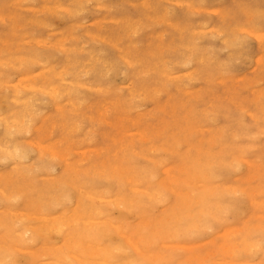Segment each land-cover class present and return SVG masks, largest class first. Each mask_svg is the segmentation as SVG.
Instances as JSON below:
<instances>
[{
    "label": "rangeland",
    "instance_id": "obj_1",
    "mask_svg": "<svg viewBox=\"0 0 264 264\" xmlns=\"http://www.w3.org/2000/svg\"><path fill=\"white\" fill-rule=\"evenodd\" d=\"M15 1L0 0V116H4L0 117V153L4 154H0V264H13V258L14 264H264V38L259 37H264V0ZM247 12L256 14L254 20ZM217 28L224 31L222 36ZM29 72L36 83L32 77L25 80ZM21 78L40 90H27ZM34 97L27 107L25 100ZM14 115L20 118L16 119L21 129L12 121ZM20 149L27 154L20 157ZM7 150L16 151L11 155ZM9 256L11 261H6Z\"/></svg>",
    "mask_w": 264,
    "mask_h": 264
},
{
    "label": "bare ground",
    "instance_id": "obj_2",
    "mask_svg": "<svg viewBox=\"0 0 264 264\" xmlns=\"http://www.w3.org/2000/svg\"><path fill=\"white\" fill-rule=\"evenodd\" d=\"M10 1L12 2L13 0H10ZM14 1H15V0H14ZM19 1H21L20 3H22V0H18V1H15V2H19ZM23 1H26V0H23ZM52 1H53V0H52ZM52 1H51V2H52ZM89 1H90V0H89ZM102 1H103V0H102ZM141 1H142V0H141ZM144 1H145V0H143L142 2H144ZM156 1H157V0H156ZM166 1H167V0H166ZM169 1H170V0H169ZM175 1H176V0H175ZM208 1H209V0H208ZM51 2H50V0H49V3H51ZM105 2H106V1H105ZM114 2H115V1H114ZM114 2H112V3H114ZM158 2H159V1H158ZM158 2H157V3H158ZM176 2H177V4H179V3H181L182 1H180V2H179V1H176ZM178 2H179V3H178ZM85 3H86V2H85ZM159 3H160V2H159ZM184 3H185V2H184ZM184 3H183V4H184ZM208 3H209V2H208ZM13 4H14V3H12V5H13ZM44 4H45V3H44ZM56 4H57V3H56ZM56 4H55V6H56ZM58 4H60V2H58ZM87 4H88V3H87ZM97 4H98V3H97ZM122 4H123V3H122ZM175 4H176V3H175ZM185 4H186V3H185ZM187 4H188V2H187ZM225 4H226V3H225ZM14 5H15V4H14ZM88 5H89V4H88ZM99 5H100V4H99ZM119 5H121V3H120ZM159 5H160V4H159ZM159 5H158V6H159ZM181 5H182V4H181ZM17 6H19V4H18ZM20 6H21V5H20ZM25 6L27 7V5H25ZM25 6H23V8H24ZM32 6L34 7V5H32ZM60 6H64V5H60ZM97 6H98V5H97ZM97 6H96V7H97ZM165 6H166V5H165ZM210 6H211V5H210ZM210 6H209V7H210ZM238 6H240V4H239ZM15 7H16V6H15ZM28 7H29V6H28ZM66 7H67V6H66ZM140 7H141V6H140ZM163 7H164V6H163ZM173 7H174V6H173ZM176 7H177V6H176ZM229 7H230V6H229ZM6 8H7V7H6ZM19 8H20V7H19ZM21 8H22V7H21ZM21 8H20V9H21ZM23 8H22V9H23ZM35 8H36V7H35ZM39 8H40V7H39ZM51 8H52V7H51ZM51 8H50V9H51ZM62 8H63V7H62ZM64 8H65V7H64ZM64 8H63L62 10H64ZM91 8H92V7H90V9H91ZM159 8H160V7H159ZM7 9H8V8H7ZM46 9H47V8H46ZM52 9H54V6H53ZM56 9H57V8H56ZM58 9H60V7H58ZM103 9H104V8H103ZM114 9H116V7H115ZM132 9H133V8H132ZM135 9H137V8H135ZM157 9H158V8H157ZM175 9H176V8H175ZM180 9L182 10V8H180ZM194 9H195V8H194ZM230 9H231V8H230ZM245 9H246V8H245ZM250 9H251V8H250ZM263 9H264V8H263ZM5 10H6V9H5ZM29 10H30V9H29ZM32 10H33V9H32ZM36 10H37V8H36ZM38 10H40V9H38ZM42 10H43V9H42ZM95 10H96V9H95ZM97 10H98V9H97ZM101 10H102V9H101ZM121 10H124V9H121ZM140 10H141V9H140ZM169 10H170V9H169ZM199 10H200V9H199ZM212 10H213V9H212ZM6 11H7V10H6ZM43 11H44V10H43ZM64 11H66V10H64ZM68 11H69V10H68ZM86 11H87V9H86ZM111 11H113V10H111ZM127 11H128V9H127ZM197 11H198V10H197ZM209 11H211V10H209ZM226 11H227V10H226ZM228 11H229V10H228ZM252 11L254 12L255 10H252ZM7 12H8V11H7ZM11 12H12V11H11ZM16 12H17V11H16ZM16 12H15V13H16ZM45 12H46V11H45ZM58 12H60V11H58ZM88 12H89V10H88ZM96 12H97V11H96ZM99 12H100V11H99ZM123 12H124V11H123ZM130 12H131V11L129 10V13H130ZM138 12H139V10H138ZM198 12H199V11H198ZM249 12H250V11H249ZM249 12H247V13H248V15L251 16V17L248 18V19H251V18H252V15H254L255 13L251 15L252 12H251L250 14H249ZM40 13H42V11H41ZM91 13H92V12H91ZM94 13H95V12H94ZM101 13H102V12H101ZM141 13H142V12H141ZM178 13H179V12H178ZM243 13H244V12H243ZM257 13H258V12H257ZM263 13H264V12H263ZM12 14H13V12H12ZM18 14H20V13H18ZM24 14H25V13H24ZM33 14H34V13H33ZM33 14H32V15H33ZM43 14H44V13H43ZM45 14H46V13H45ZM59 14H60V13H59ZM61 14H62V13H61ZM66 14H68V13H66ZM92 14H93V13H92ZM108 14H112V13H110V11H109ZM127 14H128V13H127ZM130 14H131V13H130ZM132 14H133V13H132ZM135 14H136V13H135ZM135 14H134V15H135ZM137 14H138V13H137ZM137 14H136V15H137ZM139 14H140V13H139ZM139 14H138V15H139ZM203 14H204V13H203ZM258 14H259V13H258ZM261 14H262V13H261ZM27 15L30 16L31 14H30V15L27 14ZM37 15H38V12H37ZM79 15H80V14H79ZM81 15H82V14H81ZM115 15H116V14H115ZM171 15H172V14H171ZM178 15H179V14H178ZM204 15H205V14H204ZM223 15L225 16V14H223ZM240 15H241V14H240ZM255 15H256V14H255ZM255 15H254V16H255ZM24 16H26V14H25ZM28 16H27V17H28ZM34 16H36V15H34ZM64 16H65V15H64ZM82 16H85V15H82ZM141 16H143V15H141ZM176 16H177V15H176ZM220 16H221V14H220ZM32 17H33V16H32ZM41 17H43V16H41ZM62 17H63V16H62ZM62 17H61V18H62ZM65 17H66V16H65ZM68 17H69V16H68ZM74 17H75V16H74ZM96 17H97V16H96ZM182 17H183V16H182ZM235 17H236V15H235ZM235 17H234V19H235ZM261 17H262V16H261ZM263 17H264V16H263ZM0 18H1V17H0ZM5 18H6V17H5ZM30 18H31V16L29 17V19H30ZM43 18H44V17H43ZM45 18H46V17H45ZM71 18H72V15H71ZM71 18H70V20H71ZM93 18H94V17H93ZM141 18H143V17H141ZM244 18H245V17H244ZM253 18H254V17H253ZM253 18H252V19H253ZM11 19H12V18H11ZM29 19H28V20H29ZM82 19H83V18H82ZM82 19H81V20H82ZM94 19H95V18H94ZM118 19H119V18H118ZM205 19H206V18H205ZM222 19H223V18H222ZM232 19H233V18H232ZM241 19H243V18H241ZM257 19H259V18H257ZM1 20H2V18H1ZM16 20H17V19H16ZM16 20H15V21H16ZM42 20H43V19H42ZM45 20H46V19H45ZM75 20H76V19H75ZM97 20H98V19H97ZM103 20H104V19H103ZM116 20H117V19H116ZM238 20H239V19H238ZM246 20H247V18H246ZM253 20H254V19H253ZM255 20H256V19H255ZM3 21H4V20H3ZM12 21H13V19H12ZM12 21H11V23H12ZM84 21H86V20H84ZM94 21H95V20H94ZM136 21H137V20H136ZM136 21H134V22H136ZM235 21H237V20H234V22H235ZM258 21H259V20H258ZM16 22H17V21H16ZM40 22H41V20H40ZM132 22H133V21H132ZM232 22H233V21H232ZM247 22L249 23V21H247ZM17 23H18V22H17ZM20 23H21V22H20ZM47 23H48V22H47ZM91 23H93V22L91 21ZM103 23H104V22H103ZM106 23H107V22H106ZM109 23H110V22H108V24H109ZM237 23H238V22H237ZM256 23H257V22H256ZM86 24H87V22H86ZM104 24H105V23H104ZM6 25H7V24H6ZM49 25H50V23H48V26H49ZM87 25H88V24H87ZM102 25H103V24H102ZM109 25H110V24H109ZM109 25H106V26H109ZM162 25H163V24H162ZM198 25H199V24H198ZM198 25H197V26H198ZM219 25H220V24H219ZM242 25H243V24H242ZM16 26H17V25H16ZM18 26L21 27L22 25H21V26L18 25ZM18 26H17V27H18ZM89 26H90V25H89ZM103 26H104V25H103ZM206 26H207V25H206ZM258 26H259V25H258ZM7 27H8V26H7ZM22 27H23V26H22ZM29 27H30V26H29ZM33 27H34V26H33ZM45 27H46V26H45ZM45 27H44V28H45ZM79 27H80V26H79ZM90 27H91V26H90ZM94 27H95V26H94ZM110 27H111V26H110ZM113 27H115V26H113ZM113 27H112V28H113ZM123 27H124V26H123ZM201 27H202V26H201ZM212 27H213V26H212ZM248 27H249V26H248ZM255 27L257 28V26H255ZM260 27H261V26H260ZM8 28H10V27H8ZM15 28H16V27H15ZM49 28H50V26H49ZM82 28H83V27H82ZM252 28H253V27H252ZM10 29H11V28H10ZM18 29H19V28H18ZM18 29H17V30H18ZM37 29H38V28H37ZM50 29H52V28H50ZM77 29H78V28H77ZM102 29H104V28H102ZM129 29H130V28H129ZM132 29H133V28H132ZM155 29H157V28H155ZM176 29H177V28H176ZM202 29H203V28H202ZM209 29H210V28H209ZM213 29H215V27H214ZM217 29H218V28H217ZM232 29H233V27H232ZM7 30H8V29H7ZM80 30H81V29H80ZM95 30H96V27H95ZM99 30H101V29H99ZM108 30H109V29H108ZM110 30H111V29H110ZM228 30H229V29H228ZM243 30H244V29H243ZM249 30H250V29H249ZM27 31H28V30H27ZM52 31L54 32L53 29H52ZM55 31H56V30H55ZM74 31H75V30H74ZM104 31H105V30H104ZM104 31H103V32H104ZM145 31H146V30H145ZM145 31H144V32H145ZM147 31H148V30H147ZM200 31H201V29H200ZM209 31H211V30H209ZM215 31H216V30H215ZM221 31H223V30H221ZM221 31L219 32V29H218L219 35L221 34ZM238 31H239V30H238ZM247 31H248V30H247ZM250 31H251V30H250ZM252 31H253V30H252ZM2 32H3V31H2ZM6 32H7V31H6ZM11 32H12V31H11ZM19 32H20V31H19ZM21 32H22V31H21ZM24 32H25V30H24ZM29 32H30V31H29ZM29 32H27V33H29ZM71 32H72V31H71ZM101 32H102V31H101ZM101 32H100V34H101ZM109 32H110V31H109ZM135 32H136V31H135ZM198 32H199V31H198ZM211 32H212V31H211ZM218 32H217V33H218ZM255 32H256V31H255ZM25 33H26V32H25ZM30 33H31V32H30ZM74 33H75V32H74ZM85 33H87V32H85ZM129 33H130V31L128 32V34H129ZM141 33H142V32H141ZM194 33H196V32L194 31ZM200 33H203V32L201 31ZM200 33H199V34H200ZM205 33H206V32H205ZM223 33H224V31H223ZM236 33H237V32H236ZM253 33H254V32H253ZM260 33L262 34V31H260ZM5 34H6V33H5ZM23 34H24V33H23ZM31 34H32V33H31ZM36 34H37V33H36ZM58 34H59V33H58ZM58 34H57V35H58ZM91 34H92V33H91ZM93 34L95 35V33H93ZM102 34H103V33H102ZM199 34H198V35H199ZM254 34H255V33H254ZM256 34H257V32H256ZM38 35H39V34H38ZM47 35H48V34H47ZM55 35H56V34H55ZM87 35H88V34H87ZM94 35H93V36H94ZM108 35H109V34H108ZM115 35H116V33H115ZM115 35H114V36H115ZM186 35H187V34H186ZM190 35H191V34H190ZM198 35H197V36H198ZM211 35H212V34H211ZM224 35H225V34H224ZM233 35H234V34H233ZM235 35H236V34H235ZM258 35H260L259 32H258ZM258 35H257V36H258ZM0 36H1V35H0ZM10 36H11V35H10ZM10 36H9V37H10ZM12 36H13V35H12ZM15 36H16V35H15ZM28 36H30V35H28ZM35 36H36V35H35ZM41 36H42V35H41ZM93 36H92V37H93ZM142 36H145V34L142 35ZM191 36H192V35H191ZM220 36H222V35H220ZM37 37H38V36H37ZM98 37H99V36H98ZM102 37H103V36H102ZM102 37L100 38L101 40H103ZM125 37H126V36H125ZM167 37H169V36H167ZM214 37H215V36H214ZM226 37H227V36H226ZM242 37H244V35H243ZM259 37H260L261 39L264 38L263 36H259ZM14 38H15V37H14ZM27 38H28V37H27ZM59 38H60V37H59ZM59 38H58V39H59ZM79 38H80V36H79ZM89 38H90V37H89ZM93 38H94V37H93ZM107 38H108V37H107ZM192 38H194V36H193ZM195 38H196V37H195ZM201 38H202V37H201ZM227 38H228V37H227ZM237 38H239V36L235 38L236 40H235L234 38H233V39H234L235 41H237ZM256 38H257V37H256ZM260 38H259V39H260ZM39 39H40V41L42 40L41 38H37L36 40H39ZM45 39L48 40L47 38H45ZM62 39H63V38H62ZM64 39H65V37H64ZM87 39H88V38H87ZM121 39H122V38H121ZM124 39H125V38H124ZM131 39H132V38H131ZM166 39H167V38H166ZM224 39H225V37H224ZM243 39H244V38H243ZM261 39H260V41H261ZM27 40H28V39H27ZM34 40H35V39H34ZM34 40H33V41H34ZM36 40H35V41H36ZM68 40H69V39H67V41H68ZM70 40H71V39H70ZM70 40H69V41H70ZM72 40H73V39H72ZM72 40H71V42H72ZM80 40H81V39H80ZM138 40H139V39H138ZM191 40H192V39H191ZM215 40H216V39H215ZM219 40H220V39H219ZM230 40H231V39H230ZM230 40H229V41H230ZM234 40H232V41L234 42ZM239 40H240V38H239ZM24 41H26V40H24ZM98 41H99V40H98ZM98 41L95 40L96 43H98ZM144 41H145V40H144ZM260 41L258 40V42H260ZM36 42H37V41H36ZM41 42H42V43H44V42L46 43V41H44V40L41 41ZM41 42H40V43H41ZM55 42H56V41H55ZM71 42H70V44H71ZM78 42H79V40H78ZM86 42H87V41H86ZM88 42H89V41H88ZM91 42H93V41H91ZM99 42H100V41H99ZM123 42H124V41H123ZM197 42H198V40H197ZM233 42H231V43H233ZM247 42H248V41H247ZM262 42H263V40H262ZM25 43H27V42H25ZM37 43H38V42H37ZM45 43H44V44H45ZM47 43L50 44L49 42H47ZM47 43H46L45 45H47ZM104 43H105V42H104ZM106 43H107V42H106ZM118 43H119V42H118ZM126 43H127V42H126ZM126 43H125V44H126ZM240 43H241V42H240ZM8 44H10V43H8ZM52 44H53V43H52ZM63 44H64V43H63ZM72 44H73V43H72ZM77 44H80V43H77ZM83 44H84V43H83ZM86 44H88V43H86ZM98 44H99V43H98ZM101 44H102V43H101ZM122 44H123V43H122ZM141 44H142V43H141ZM1 45H3V44H1ZM4 45H5V44H4ZM24 45H25V44H24ZM38 45H39V43H38ZM55 45H56V44H55ZM58 45H60V44H58ZM58 45H57V46H58ZM81 45H82V44H81ZM119 45H120V44H119ZM133 45H134V44H133ZM146 45H147V44H146ZM226 45H228V44H226ZM234 45H235V43H234ZM234 45H232V46H234ZM259 45H260V44H259ZM263 45H264V44H263ZM263 45H262V46H263ZM28 46H30V45H28ZM47 46H48V45H47ZM57 46H56V47H57ZM84 46H85V44H84ZM111 46H112V45H111ZM111 46H110V47H111ZM125 46H126V45H125ZM127 46H129V45H127ZM131 46H132V44H131ZM178 46H179V45H178ZM180 46H181V45H180ZM240 46H241V45H240ZM100 47H102V46H100ZM144 47H146V46H144ZM147 47H148V46H147ZM236 47H237V46H236ZM238 47H239V46H238ZM263 47H264V46H263ZM22 48H23V47H22ZM35 48H36V47H35ZM60 48H62V46H61ZM126 48H127V47H126ZM153 48H154V47H153ZM179 48H180V47H179ZM179 48H178V49H179ZM181 48H184V47H181ZM12 49H13V48H12ZM26 49H27V48H26ZM43 49H44V47H43ZM66 49H67V48H66ZM100 49H101V48H100ZM124 49H125V48H124ZM139 49H140V48H139ZM142 49H143V48H142ZM154 49H155V48H154ZM188 49H189V48H188ZM262 49H263V48H262ZM28 50H29V49H28ZM28 50H27V51H28ZM38 50H39V49L37 48L36 51H38ZM44 50H45V49H44ZM58 50H59V49H58ZM117 50H118V49H117ZM180 50H182V49H180ZM21 51H22V53H23V49H21ZM48 51H50V50H48ZM48 51H47V52H48ZM76 51H77V50H76ZM76 51H75V52H76ZM102 51H103V50H102ZM118 51H119V50H118ZM5 52H6V51H5ZM16 52H17V51H16ZM18 52H19V51H18ZM40 52H41V48H40V50H39V53H40ZM53 52H54V51H53ZM56 52H57V51H56ZM56 52H55V54H56ZM71 52H72V51H71ZM75 52H74V53H75ZM83 52H84V51H83ZM85 52H86V51H85ZM96 52L98 53L99 50L96 51ZM105 52H106V51H105ZM171 52H172V51H171ZM174 52H175V51H174ZM182 52H183V51H182ZM241 52H242V51H241ZM9 53H10V52H9ZM13 53H15V52L13 51ZM37 53H38V52H37ZM41 53H42V52H41ZM43 53H44V52H43ZM43 53H42V54H43ZM60 53H62L61 50H60ZM69 53H70V52H69ZM78 53H81V52H78ZM97 53H96V54H97ZM141 53H142V52H141ZM5 54L8 55V53H5ZM17 54H18V53H17ZM57 54H58V53H57ZM65 54H67V53H65ZM182 54H183V56H184V53H182ZM188 54H189V53H188ZM192 54H194V53H192ZM216 54H217V53H216ZM230 54H231V52H230ZM240 54H241V53H240ZM263 54H264V53H261V55H263ZM1 55H2V51H1L0 56H1ZM7 55H6V56H7ZM37 55H38V54H37ZM69 55H70V54H69ZM88 55H90V54L88 53ZM93 55H94V54H93ZM104 55H105V54H104ZM117 55H118V54H117ZM206 55H207V54H206ZM209 55H210V54H209ZM211 55H212V54H211ZM238 55H239V54H238ZM258 55L260 56V53H259ZM44 56H46V55H44ZM50 56H51V54H50ZM50 56H49V57H50ZM56 56H57V55H56ZM66 56H67V55H66ZM94 56H95V55H94ZM102 56H103V55H101V57H102ZM119 56H120V55H119ZM122 56H123V55H122ZM148 56H149V55H148ZM158 56L161 57L160 55H158ZM165 56H166V55H165ZM175 56H176V55H175ZM188 56H189V55H188ZM188 56H187V57H188ZM217 56H218V55H217ZM1 57H2V56H1ZM19 57H20V56H19ZM37 57H38V56H37ZM70 57H71V56H70ZM74 57H75V56H74ZM99 57H100V56H99ZM123 57H124V56H123ZM123 57H122V58H123ZM125 57H126V56H125ZM145 57H146V55H145ZM152 57H153V56H152ZM155 57H156V56H155ZM159 57H158V58H159ZM168 57H169V56H168ZM189 57H190V56H189ZM209 57H211V56H209ZM23 58H25V56H24ZM38 58H39V57H38ZM61 58H62V57H61ZM63 58H64V57H63ZM89 58H90V56H89ZM106 58H107V56H106ZM106 58H105V59H106ZM115 58H116V57H115ZM174 58H175V57H174ZM174 58H173V59H174ZM185 58H186V57H185ZM202 58H203V56H202ZM52 59H53V58H51L50 60H52ZM70 59H71V58H70ZM77 59H78V58H77ZM92 59L94 60V58H92ZM92 59H91V61H93ZM107 59H108V58H107ZM159 59H160V58H159ZM170 59H171V58H170ZM170 59H167V60H170ZM186 59H187V58H186ZM260 59L262 60V58H260ZM263 59H264V58H263ZM1 60H2V59H1ZM72 60H74V59L72 58ZM79 60H80V58H79ZM85 60H86V59H85ZM87 60H88V58H87ZM87 60H86V61H87ZM126 60H128V58H127ZM187 60H188V59H187ZM192 60H193V59H192ZM201 60H202V59H201ZM207 60H208V59H207ZM209 60H210V59H209ZM37 61H38V60H37ZM74 61H75V60H74ZM114 61H115V60H114ZM114 61H113V62H114ZM145 61H147V59H146ZM175 61L177 62V60H175ZM199 61H200V60H199ZM219 61H220V60H219ZM256 61H257V60H256ZM16 62H17V61H16ZM28 62H29V61H28ZM38 62H39V61H38ZM45 62H46V61H45ZM47 62H48V61H47ZM64 62H65V61H64ZM94 62H97V61H94ZM98 62H99V61H98ZM109 62H110V61H109ZM109 62H108V60H107L106 63H109ZM150 62H151V61H150ZM153 62H154V61H153ZM182 62H183V61H182ZM189 62H190V61H189ZM257 62H259V60H258ZM31 63H32V62H31ZM33 63H35V62H33ZM54 63H55V62H54ZM75 63H76V62H75ZM88 63H90V62H88ZM91 63H92V62H91ZM126 63H128V62H126ZM154 63H155V62H154ZM158 63H159V62H158ZM202 63H203V62H202ZM207 63H208V62H207ZM232 63H233V61H232ZM262 63H263V62H262ZM262 63H260V64H262ZM10 64H11V63H10ZM72 64H74L73 61H72L71 65H72ZM76 64H77V63H76ZM76 64H74L75 67H76ZM81 64H82V63H81ZM84 64H85V63H84ZM92 64H94V63H92ZM104 64H105V63H104ZM112 64H113V63H112ZM112 64H111V65H112ZM118 64H119V63H118ZM122 64H123V63H122ZM165 64H166V63H165ZM186 64H187V63H186ZM192 64H193V63H192ZM226 64H227V63H226ZM21 65H24V64H20V66H21ZM44 65H46V64H44ZM44 65H43V66H44ZM48 65H49V64H48ZM50 65H51V64H50ZM56 65H57V64H56ZM71 65H70V66H71ZM82 65H83V64H82ZM82 65H80V62H79V65H78V66L81 67ZM87 65H88V64H87ZM113 65H114V64H113ZM176 65H177V63H176ZM176 65H175V66H176ZM200 65H201V64H200ZM230 65H231V64H230ZM263 65H264V64H263ZM3 66L6 67L5 65H3ZM66 66H67V65H66ZM106 66H107V65H106ZM108 66H109V65H108ZM155 66H157V65H155ZM219 66H220V65H219ZM226 66H227V65H226ZM226 66H225V67H226ZM7 67H8V66H7ZM23 67H24V66H23ZM56 67H57V66H56ZM62 67L64 68V64H63ZM90 67H91V66H90ZM93 67H94V66H93ZM114 67H115V66H114ZM158 67H160V64H159ZM164 67H165V66H164ZM184 67H185V66H184ZM1 68H2V67H1ZM1 68H0V69H1ZM25 68H27V67H25ZM47 68H49V66H48ZM47 68H46V69H47ZM65 68H66V67H65ZM65 68H64V69H65ZM69 68H70V67H68V69H69ZM85 68H86V67H85ZM87 68H88V67H87ZM94 68H95V67H94ZM103 68H104V67H103ZM167 68H169V67H167ZM171 68H172V67H171ZM202 68H203V67H202ZM219 68H220V67H219ZM262 68H264V67H262ZM2 69H3V68H2ZM5 69H6V68H5ZM5 69H4V70H5ZM18 69H20V68H18ZM40 69H41V68H40ZM46 69H45V70H46ZM57 69H58V68H57ZM88 69H89V68H88ZM105 69H106V68H105ZM109 69H110V66H109ZM133 69L135 70V68H133ZM175 69H176V68H175ZM189 69H191V68H189ZM221 69H222V68H221ZM45 70H43V71L45 72ZM54 70H55V68L53 69V71H52V70H49V69H48L47 71H50V72L52 71L51 73L56 72V71H54ZM59 70L61 71V69H59ZM59 70H58V71H59ZM66 70H67V69H66ZM77 70H78V69H77ZM77 70H75V73H76ZM80 70H81V68H80ZM91 70H92V67H91ZM163 70H165V69H163ZM168 70H169V69H168ZM1 71H2V70H1ZM1 71H0V72H1ZM6 71H7V70H6ZM60 71H59V72H60ZM63 71H64V70H63ZM82 71H84V70H81V72H82ZM86 71H87V70H86ZM86 71H85V72H86ZM95 71H96V70H95ZM106 71H107V70H106ZM159 71H160V70H159ZM186 71H187V70H186ZM223 71H224V70H223ZM230 71H231V70H230ZM7 72H8V71H7ZM25 72H28V71H25ZM38 72H39V70H38ZM38 72H37V74H38ZM44 72H43V75H44V74L48 75V73H44ZM66 72H67V71H66ZM66 72H65V74H66ZM71 72H72V71H71ZM81 72H79V73H81ZM85 72H84V73H85ZM180 72H181V71H180ZM189 72H190V71L188 70L187 73H189ZM194 72H195V71H194ZM29 73H30V72H29ZM29 73H27V76H26L27 78H28V77H29V78L32 77L31 73H30V74H29ZM39 73H40V72H39ZM61 73H62V72H61ZM61 73H60V74H61ZM67 73H69V72H67ZM105 73H106V72H105ZM158 73H159V72H158ZM160 73H161V72H160ZM183 73H184V72H183ZM185 73H186V72H185ZM220 73H221V72H220ZM1 74H2V73H1ZM4 74H6V73H4ZM28 74H29L30 76H28ZM34 74H35V73H34ZM34 74H33V75H34ZM58 74H59V73H57L56 76H61V75H63V73H62L61 75H58ZM81 74H82V73H81ZM161 74H162V73H161ZM175 74H176V73H175ZM190 74H192V73H190ZM25 75H26V73H25ZM43 75H42V77H43ZM76 75H77V73H76ZM76 75H75V76H76ZM104 75H106V74H104ZM173 75H174V74H173ZM22 76H24V75H22ZM35 76H36V74L34 75V77H35ZM81 76H82V75H81ZM102 76H103V75H102ZM133 76H134V75H133ZM146 76H147V75H146ZM148 76H149V75H148ZM177 76H178V75H177ZM6 77H7V76H6ZM18 77H19V76H18ZM20 77H21V76H20ZM20 77H19V78H20ZM26 77H25V78H26ZM38 77H40V76H38ZM54 77H55V75H54ZM152 77H153V76H152ZM180 77H181V75H180ZM180 77H179V78H180ZM212 77H213V76H212ZM232 77H233V76H232ZM238 77H239V76H238ZM2 78H3V77H2ZM2 78H1V79H2ZM7 78H8V77H7ZM19 78H18V79H19ZM25 78H24V79H25ZM29 78H28V79H25V80H30ZM35 78H36V77H35ZM44 78H46V76H45ZM44 78H43V79H44ZM49 78H50V81H51V77L48 76V79H49ZM60 78H61V77H60ZM60 78H59V79H60ZM62 78H63V76H62ZM137 78H138V77H137ZM147 78H149V77H147ZM155 78H156V77H155ZM191 78H192V77H191ZM235 78H236V77H235ZM9 79H10V77H9ZM18 79L16 80L17 82H19ZM22 79H23V78H21V80H22ZM24 79H23L22 81H24ZM71 79H72V78H71ZM157 79H158V78H157ZM159 79H160V78H159ZM181 79H182V77H181ZM183 79H184V78H183ZM206 79H207V78H206ZM223 79H224V78H223ZM225 79H226V78H225ZM237 79H238V78H237ZM263 79H264V78H263ZM11 80H12V79H11ZM32 80H35V83H36V79H34V78L32 77L31 81H32ZM60 80H61V79H60ZM64 80H65V79H64ZM72 80H75V79H72ZM76 80H77V82H78V78H77ZM133 80H134V79H133ZM1 81H2V80H1ZM44 81H45V79H44ZM50 81L47 80V82H50ZM58 81H59V80H58ZM58 81H57V82H58ZM68 81H69V80H68ZM80 81H81V80H80ZM129 81H130V80H129ZM131 81H132V80H131ZM154 81H155V79H154ZM214 81H216V80H214ZM227 81H228V80H227ZM8 82H9V81H7V82H5V83L3 82V83L8 85ZM24 82H26L25 85H27V82H29V81H24ZM57 82H55V83H57ZM69 82H71V81H69ZM134 82H136V81H134ZM134 82H133L132 84H134ZM137 82H138V81H137ZM146 82H147V81H146ZM152 82H153V80H152ZM157 82H158V81H157ZM3 83H2V84H3ZM9 83H10V82H9ZM11 83H12V82H11ZM19 83H20V82H19ZM30 83H31V82H30ZM32 83H33V82H32ZM59 83H60V82H59ZM71 83H72V82H71ZM78 83H79V82H78ZM78 83H75V82H74V85H75V84H78ZM81 83H82V82H81ZM129 83H130V82H129ZM153 83H154V82H153ZM4 84H3V85H4ZM28 84H29V83H28ZM40 84L43 85L42 82H41ZM46 84L48 85V83H45V85H46ZM60 84H61V83H60ZM253 84H254V83H253ZM7 85H6V86H7ZM9 85H10V84H9ZM12 85H14V83H13ZM17 85H18V83H17ZM55 85H56V84H53V86H55ZM58 85H59V84H58ZM78 85H80V86L82 87L83 84H78ZM85 85H86V84H85ZM174 85H175V84H174ZM178 85H179V84H178ZM180 85H181V84H180ZM1 86H2V85H1ZM1 86H0V87H1ZM4 86H5V85H4ZM22 86H23V88H24V85H22ZM37 86H38V85H37ZM37 86L34 85V83H33V84H30V85H27L28 88L25 86V88H27V90H29V89H31V90H35V91H36V90H40ZM43 86H44V85H43ZM43 86H42V87H43ZM98 86H99V85H98ZM98 86H97V87H98ZM136 86H137V85H136ZM171 86H172V85H171ZM248 86H250V85H248ZM9 87H10V86H9ZM19 87H20V86H19ZM51 87H52V86H49V88H51ZM58 87H60V86H57V88H56V86H55L56 89H58ZM78 87H79V86H78ZM81 87H80V88H81ZM85 87H86V86H85ZM178 87H179V86H178ZM186 87H187V86H185V88H186ZM3 88H4V87H3ZM11 88H12V87H11ZM15 88H17V87H16V82H15ZM20 88H21V87H20ZM44 88H45V87H44ZM47 88H48V87H47ZM52 88H54V87H52ZM52 88H51V89H52ZM86 88H88V87H86ZM90 88H91V87H90ZM92 88H93V87H92ZM94 88H95V87H94ZM170 88H171V87H170ZM185 88H184V89H185ZM4 89H5V88H4ZM18 89H19V88H18ZM67 89H69V88H67ZM78 89H79V88H78ZM202 89H203V88H202ZM202 89H201V90H202ZM13 90H14V87H13ZM15 90H16V89H15ZM20 90H21V89H20ZM20 90H19V91H20ZM22 90H24V89H22ZM47 90H48V89H46V91H47ZM94 90H95V89H94ZM187 90H189V89L187 88ZM41 91H42V88H41ZM59 91H61V90H59ZM98 91H99V90H98ZM126 91H127V90H126ZM172 91H173V90H172ZM1 92H2V91H1ZM17 92H18V91H16V93H17ZM36 92H37V91H36ZM44 92H45V89H44ZM44 92H43V93H44ZM49 92H51L50 89H49ZM49 92H48V93H49ZM54 92H55V89L52 91V93H54ZM57 92H58V91H57ZM57 92H56V93H57ZM100 92H101V91H100ZM128 92H129V91H128ZM187 92H191V90H190V91H187ZM187 92H186V93H187ZM16 93H15V94H16ZM45 93H46V92H45ZM62 93H63V92H62ZM64 93H66V92L64 91ZM112 93H113V91H112ZM112 93H111V94H112ZM115 93H116V92H115ZM136 93H137V92H136ZM142 93H143V92H142ZM198 93H199V92H198ZM13 94H14V91H13ZM17 94H18V93H17ZM29 94H30V93H29ZM31 94H32V93H31ZM102 94H103V93H102ZM119 94H120V93H119ZM130 94H131V93H130ZM137 94H138V93H137ZM140 94H141V93H140ZM161 94H162V93H161ZM163 94H164V93H163ZM166 94H167V93H166ZM168 94H169V93H168ZM261 94H264V92L261 93ZM103 95H104V94H103ZM103 95H102V97H103ZM109 95H110V94H109ZM117 95H118V94H117ZM16 96H17V95H16ZM16 96H14V98H15ZM106 96H107V95H106ZM226 96H227V95H226ZM28 97H29V96H28ZM50 97H51V96H50ZM114 97H115V96H114ZM114 97H110V98H114ZM128 97H129V96H128ZM9 98H10V97H9ZM51 98H52V97H51ZM100 98H101V97H99L98 100H100ZM106 98H107V97H106ZM115 98H116V97H115ZM118 98H119V97H118ZM131 98H132V97H131ZM159 98H160V97H159ZM183 98H184V97H183ZM259 98H260V97H259ZM1 99H2V98H1ZM12 99H13V98H12ZM12 99H9V100H12ZM20 99L22 100L21 97H20ZM30 99H31V98H30ZM30 99L25 100V101H26L25 104L27 105V107H29V106H31V105L33 104V102H34V100H35V97L32 98L31 100H30ZM69 99H71V98H69ZM148 99H149V98H148ZM179 99H180V98H179ZM185 99H186V98H185ZM2 100H3V99H2ZM2 100H1V101H2ZM21 100H19V99H18V100H14V99H13V101H16L17 104L20 103ZM85 100H86V98H85ZM98 100H97V102H98ZM122 100H123V102H124V99H122ZM125 100H126V99H125ZM149 100H151V99H149ZM177 100H178V99H177ZM241 100H242V99H241ZM75 101H76V100H74V101H72V102L75 103ZM83 101H84V100H83ZM117 101H118V100H117ZM127 101H129V100H127ZM130 101H131V100H130ZM188 101H189V100H188ZM37 102H38V101H37ZM62 102H65V101H62ZM66 102H67V101H66ZM66 102H65V103H66ZM95 102H96V101H95ZM108 102H109V101H108ZM125 102H126V101H125ZM160 102H161V101H160ZM164 102H165V101H164ZM182 102H183V101H182ZM204 102H205V101H204ZM74 103H73V104H74ZM98 103H99V102H98ZM114 103H115V102H114ZM121 103H122V102H121ZM121 103H120V104H121ZM137 103H138V102H137ZM139 103H140V102H139ZM183 103H184V102H183ZM263 103H264V102H263ZM117 104H118V103H117ZM117 104H116V105H117ZM133 104H134V103H133ZM154 104H155V103H154ZM165 104H166V103H165ZM61 105L63 106L62 103H61ZM76 105H79V104H76ZM91 105H92V104H91ZM110 105H111V104H110ZM110 105H109V106H110ZM127 105H128V104H127ZM127 105H126V106H127ZM130 105H131V103H130ZM190 105H191V104H190ZM241 105H242V104H241ZM57 106H59V105H57ZM57 106H55V108H56ZM98 106H99V105H98ZM98 106H97V107H98ZM122 106H125V105H122ZM141 106H142V105H141ZM160 106H161V105H160ZM184 106H185V105H184ZM188 106H189V105H188ZM188 106H187V107H188ZM76 107H77V106H76ZM114 107H115V106H114ZM133 107H134V106H133ZM153 107H154V106H153ZM165 107H166V106H165ZM24 108H25V107H24ZM72 108H73V107H72ZM89 108H90V107H89ZM91 108H92V107H91ZM104 108H105V107H104ZM116 108H117V107H116ZM119 108H120V106H119ZM125 108H126V107H125ZM135 108H139V107H135ZM196 108H198V107H196ZM247 108H248V107H247ZM18 109H19V108H18ZM60 109H61V108H60ZM60 109H57V110H60ZM63 109H64V108H63ZM73 109H74V108H73ZM120 109L122 110V107H121ZM120 109H119V110H120ZM141 109H142V108H141ZM160 109H161V108H160ZM188 109H189V108H188ZM245 109H246V108H245ZM22 110H23V109H22ZM25 110L27 111V108H25ZM29 110H30V109H29ZM31 110H32V109H31ZM33 110H34V109H33ZM91 110H92V109H91ZM97 110H98V109H97ZM119 110L117 109V111H119ZM139 110H140V109H139ZM262 110H263V109H262ZM13 111H14V114H15V110H13ZM16 111H17V110H16ZM61 111H62V109H61ZM78 111H79V110H78ZM78 111H77V112H78ZM103 111H104V109H103ZM109 111H110V110H109ZM114 111H115V110H114ZM154 111H155V110H154ZM244 111H245V110H244ZM255 111H256V110H255ZM21 112L23 113V111H20V113H21ZM27 112H28V111H27ZM30 112H31V116H32V114H34V113H33V111H30ZM36 112H37V111H36ZM73 112H74V111H73ZM115 112H116V111H115ZM158 112H159V111H158ZM8 113H9V112H8ZM62 113H63V112H62ZM86 113H87V112H86ZM86 113H85V114H86ZM97 113H98V112H97ZM105 113H106V111H105ZM107 113H108V111H107ZM109 113H110V112H109ZM119 113H120V112H119ZM207 113H208V112H207ZM5 114H6V113H4V115H5ZM10 114H11V113H10ZM10 114H9V115H10ZM12 114H13V113H12ZM24 114H25V113H23V115H24ZM26 114H28V113H26ZM94 114H95V113H94ZM99 114H100V113H99ZM114 114H115V113H114ZM117 114H118V113H117ZM117 114H116V115H117ZM124 114L127 115L126 112H125ZM124 114H123V115H124ZM128 114H129V113H128ZM147 114H148V113H147ZM194 114H196V113H194ZM254 114H255V113H254ZM254 114H253V115H254ZM16 115H17V114H16ZM16 115H14V117L12 116L14 120H13L11 117H10V119H12V121H14V123H16V127H19V126L17 125V123H20V121L18 122V120H19L20 118H19V117H16L17 119L19 118V119L17 120V119L15 118ZM20 115H22V114H20ZM20 115H19V116H20ZM23 115H22V117H23ZM29 115H30V113H29ZM96 115H97V114H96ZM96 115H95V116H96ZM101 115H102V114H101ZM129 115H130V114H129ZM144 115H146V114H144ZM187 115H189V114H187ZM191 115H192V114H191ZM253 115H252V116H253ZM2 116H3V115H1L0 117L2 118ZM5 116H8V115H5ZM25 116H27V115H25ZM66 116H68V115H66ZM66 116H65V117H66ZM113 116H114V115H113ZM206 116H207V115H206ZM3 117H4V116H3ZM22 117H21V118H22ZM129 117H130V116H129ZM192 117H193V116H192ZM254 117H255V116H254ZM44 118H45V117H44ZM44 118H43V120H44ZM79 118H80V117H79ZM88 118H89V116H88ZM108 118H109V116H108ZM122 118H123V117H122ZM130 118H131V117H130ZM126 119H127V118H126ZM137 119H138V118H137ZM201 119H202V118H201ZM4 120H5L6 122H8L6 119H4ZM75 120H76V119H75ZM113 120H114V119H113ZM138 120H139V119H138ZM141 120H142V119H141ZM181 120H182V119H181ZM202 120H203V119H202ZM9 121H11V120H9ZM54 121H55V119H54ZM62 121H64V119H63ZM72 121H73V120H72ZM72 121H71V122H72ZM103 121H104V120H103ZM142 121H143V120H142ZM144 121H145V120H144ZM147 121H148V119H147ZM185 121H186V120H185ZM3 122H4V121H3ZM49 122H50V121H49ZM64 122H65V121H64ZM69 122H70V121H69ZM69 122H68V123H69ZM108 122H109V121H108ZM135 122H136V121H135ZM8 123H9V122H8ZM8 123H6V124L8 125ZM21 123H22V121H21ZM54 123H55V122H53L52 125H53ZM60 123H61V121H60ZM65 123H66V122H65ZM68 123H67V124H68ZM140 123H141V122H140ZM148 123H149V122H148ZM63 124H64V123H63ZM108 124H109V123H108ZM135 124H136V123H135ZM138 124H139V121H138ZM145 124H146V123H145ZM152 124H154V123H152ZM187 124H188V123H187ZM4 125H5V124H4ZM12 125H13V123H12ZM12 125H11V126H12ZM19 125H21V124H19ZM28 125H29V124H28ZM46 125H47V124H46ZM46 125H45V126H46ZM54 125H55V124H54ZM58 125H59V122H58ZM70 125H71V124H70ZM94 125H95V124H94ZM100 125H102V124H100ZM109 125H110V124H109ZM188 125H189V124H188ZM5 126H6V125H5ZM11 126H10V129H11ZM13 126H14V125H13ZM13 126H12V127H13ZM40 126H41V123H40ZM68 126H69V125H68ZM77 126H78V124L76 125V127H77ZM133 126H134V125H133ZM135 126H136V125H135ZM6 127H9V125L6 126ZM20 127H21V126H20ZM20 127H19V128H20ZM38 127H39V126H38ZM52 127H53V126H52ZM69 127H70V126H69ZM98 127H99V126H98ZM183 127H184V126H183ZM19 128H18V129H19ZM32 128H33V127H32ZM35 128H36V127H35ZM143 128H144V127H143ZM184 128H185V127H184ZM7 129H8V128H7ZM20 129H21V128H20ZM41 129H42V128H41ZM43 129H44V128H43ZM52 129H53V128H52ZM90 129H91V128H90ZM95 129H96V128H95ZM144 129H146V128H144ZM206 129H207V128H206ZM23 130H24V129H23ZM26 130H27V129H26ZM49 130H50V129H49ZM93 130H94V129H93ZM156 130H157V129H156ZM71 131L73 132L74 129L70 130V132H71ZM88 131H90V130H88ZM88 131H87V132H88ZM97 131H98V129H97ZM101 131H102V130H101ZM107 131H108V129H107ZM144 131H145V130H144ZM160 131H161V130H160ZM190 131H191V130H190ZM192 131H193V130H192ZM192 131H191V132H192ZM93 132H96V131H93ZM129 132H130V131H129ZM135 132H136V131H135ZM149 132H150V131H149ZM136 133H137V132H136ZM143 133H144V132H143ZM49 135H50V134H49ZM105 135H106V134H105ZM105 135H104V136H105ZM139 135H140V133H139ZM149 135H150V134H149ZM134 136H135V135H134ZM140 136H141V135H140ZM147 136H148V135H147ZM147 136H145V137H147ZM94 137H95V136H94ZM112 137H113V136H112ZM112 137H111V138H112ZM132 137H133V136H132ZM141 137H142V136H141ZM92 138H93V137H92ZM138 138H139V137H138ZM142 139H143V138H142ZM203 139H205V137H204ZM207 139H209V138H207ZM60 140H61V139H60ZM73 140H74V139H73ZM116 140H117V139H116ZM134 140H135V139H134ZM144 140H145V139H144ZM199 140H200V139H199ZM4 141H5V140H4ZM26 141H27V140H26ZM26 141H25V142H26ZM113 141H114V140H113ZM129 141H130V139H129ZM131 141H132V140H131ZM27 142H28V141H27ZM27 142H26V143H27ZM118 142H120V140H119ZM132 142H134V141H132ZM187 142H188V141H187ZM4 143H5V142H4ZM74 143H75V142H74ZM18 144H19V143H18ZM30 144H31V143H30ZM30 144H29V145H30ZM32 144H33V142H32ZM41 144H42V143H41ZM41 144H40V145H41ZM33 145H34V144H33ZM40 145H39V146H40ZM42 145H43V144H42ZM151 145H152V144H151ZM151 145H149V146H151ZM248 145H249V144H248ZM254 145H255V144H254ZM0 146H1V145H0ZM43 146H44V145H43ZM67 146H68V145H67ZM120 146H121V145H120ZM152 146H153V145H152ZM190 146H191V145H190ZM14 147H16V149L19 148V147L15 146V143H14ZM154 147H155V146H154ZM187 147H188V146H187ZM38 148H39V147H38ZM86 148H87V147H86ZM88 148H89V147H88ZM188 148H189V147H188ZM196 148H197V147H196ZM238 148H240V147H238ZM246 148H247V147H246ZM8 149H10V148H8ZM40 149L42 150V148H40ZM62 149H63V148H62ZM66 149H67V148H66ZM132 149H133V148H132ZM152 149H153V148H152ZM190 149H191V148H190ZM135 150H137V149H135ZM13 151H14V150H13ZM13 151H11V152H12V153H11L10 150H7L6 152H7V153L9 152V153L12 155V154H13ZM15 151H16V150H15ZM15 151H14V152H15ZM46 151H47V150H46ZM63 151H64V150H63ZM155 151H156V150H155ZM6 152H5V153H6ZM56 152H58V150L55 151L54 153L56 154ZM60 152H61V150H60ZM78 152H79V151H78ZM260 152H261V151H260ZM17 153H18V155H19L20 157H22V156H25V155L27 154V151H26L25 149H20V150H17ZM54 153L52 152L53 156H54ZM64 153H65V152H64ZM218 153H219V152H218ZM0 154L2 155L3 153H0ZM10 154H9V156H10ZM58 154H59V153H58ZM58 154H56V155H58ZM263 154H264V153H263ZM44 155H45V154H44ZM63 155H64V154H63ZM224 155H225V154H224ZM2 156H4V154H3ZM2 156H1V157H2ZM42 156H43V155H42ZM61 156H62V155H61ZM138 156H139V154H138ZM149 156H150V155H149ZM1 157H0V159H1ZM64 157H65V156H64ZM64 157H63V158H64ZM142 157H143V156H142ZM146 157H147V156H146ZM146 157H145V158H146ZM154 157H155V155H154ZM60 158H61V157H60ZM143 158H144V157H143ZM85 159H87V158H85ZM157 159L159 160L160 158L157 157ZM256 159H257V158H256ZM15 160H16V159H15ZM72 160L74 161V159H72ZM81 160H82V159H81ZM210 160H211V159H210ZM255 161H256V160H255ZM82 162H83V161H82ZM207 162H208V161H207ZM210 162H211V161H210ZM78 163H79V162H78ZM205 163H206V162H205ZM208 164H209V163H208ZM26 165H28L27 162H26ZM30 165H31V164H30ZM30 165H29V168H30ZM32 165H33V164H32ZM32 165H31V166H32ZM174 165H175V163H174ZM181 165H183V164H181ZM235 165H236V164H235ZM239 165H240V164H239ZM11 166H12V165H11ZM17 166H18V164H17ZM75 166H77V165H75ZM75 166H74V167H75ZM205 166H206V165H205ZM72 167H73V166H72ZM74 167H73V168H74ZM114 167H115V166H114ZM209 167H210V166H209ZM232 167H233V166H232ZM232 167H231V168H232ZM251 167H252V166H251ZM33 168H34V167H33ZM97 168H98V167H97ZM163 168H164V167H163ZM16 169H17V167H16ZM70 169H71V167H70ZM76 169H77V168H76ZM83 169H84V168H83ZM83 169H82V170H83ZM132 169H133V168H132ZM235 169H236V168H235ZM20 170H22V169H20ZM122 170H123V169H122ZM163 170H164V171L167 170V167H166L165 169H163ZM232 170H233V168H232ZM83 171L85 172V170H83ZM20 172H21V171H20ZM99 172H100V171H99ZM120 172H121V170H120ZM4 174H5V173H4ZM4 174L2 175L3 177H4ZM9 174H10V173H9ZM12 174H13V173H12ZM200 175H202V174H200ZM11 176H12V175H11ZM205 176H206V175H205ZM23 177H24V176H23ZM39 177H41V176H39ZM25 178H26V176H25ZM25 178H24V179H25ZM176 178H177V177H176ZM198 178H199V176L196 175V176H195V179H198ZM208 178H209V177H208ZM11 179H13V178H11ZM130 179H131V178H130ZM6 180H7V179H6ZM55 180H56V179H55ZM55 180H54V181H55ZM131 180H132V179H131ZM1 181H2V180L0 179V182H1ZM10 181H11V180H10ZM60 181H61V180H60ZM60 181H59V182H60ZM71 181H72V180H71ZM128 181H129V180H128ZM11 182H12V181H11ZM14 182H16V181H14ZM29 182H30V181H29ZM29 182H28V183H29ZM49 182H50V181H49ZM132 182H133V180H132ZM9 183H10V182H9ZM68 183H69V181H68ZM6 184H7V182H6ZM6 184L4 185L5 187L8 186V185H6ZM62 184H63V183H62ZM228 184H229V183H228ZM13 185H14V184H13ZM30 185H31V183H30ZM213 185H214V184H213ZM251 185H253V184H251ZM224 186H225V185H224ZM28 187H29V186H28ZM53 187H54V186H53ZM68 187H69V185H68ZM75 187H76V186H75ZM181 187H182V186H181ZM202 187H203V186H202ZM237 187H239V186H237ZM246 187H247V186H246ZM254 187H255V186H254ZM61 188H62V187H61ZM171 188H172V187H171ZM223 188H225V187H223ZM227 188H228V186H227ZM10 189L12 190L11 187H10ZM179 189H180V188H179ZM235 189H236V188H235ZM239 189H240V187H239ZM1 190H2L3 192H6V191H4L3 189H1ZM19 190H20V189H19ZM68 190H69V189H68ZM93 190H94V189H93ZM244 190H245V189H244ZM246 190H248V189H246ZM246 190H245V191H246ZM13 192H14V191H13ZM13 192L10 191V194H12ZM138 192H139V191H138ZM141 192H142V191H141ZM154 192H155V191H154ZM253 192H254V191H253ZM17 193H18V190H17ZM20 193H21V191H20ZM20 193H19V194H20ZM22 193H23V191H22ZM179 193H180V192H179ZM236 193H237V191H236ZM2 194H5V193H2ZM19 194H17V195H19ZM42 194H43V191H42ZM82 194H83V192H82ZM153 194H154V193H153ZM203 194H204V193H203ZM248 194H249V193H248ZM5 195H6V194H5ZM12 195H13V194H12ZM84 195H85V194H84ZM88 195H89V193H88ZM91 195H92V194H90V196H91ZM154 195H155V194H154ZM230 195H231V194H230ZM234 195H235V194H234ZM250 195H251V193H250ZM253 195H254V194H253ZM8 196H9V195H8ZM14 196H16V194H15ZM32 196H33V195H32ZM49 196H50V195H49ZM77 196H78V195H77ZM85 196H86V195H85ZM90 196H89V197H90ZM10 197H11V196H10ZM201 197H202V196H201ZM217 197H218V196H217ZM1 198H2V197H1ZM19 198H20V195H19ZM56 198H57V197H56ZM90 198H91V197H90ZM221 198H222V197H221ZM42 199H43V198H42ZM253 199H254V198H253ZM77 200H78V199H77ZM81 200H83V199H81ZM101 200H102V199H101ZM156 200H158V199H156ZM210 200H212V199H210ZM213 200L216 201V199H213ZM217 200H218V199H217ZM220 200H221V199H220ZM251 200H252V199H251ZM4 201H5V200H4ZM71 202H72V201H71ZM114 202H115V201H114ZM254 202H255V201H254ZM256 202H258V201H256ZM74 203H75V202H74ZM224 203H225V202H224ZM260 203H261V202H260ZM75 204H76V203H75ZM75 204H74V205H75ZM78 204H79V203H78ZM212 204H213V203H212ZM220 204H221V202H220ZM253 204H254V203H253ZM117 205H118V204H117ZM231 205H232V204H231ZM249 205H250V204H249ZM40 206H41V205H40ZM250 206H251V205H250ZM38 207H39V206H38ZM80 207H82V206L80 205ZM92 207H93V206H92ZM133 207H134V206H133ZM172 207H173V206H172ZM174 207H176V206H174ZM199 207H200V206H199ZM201 207H202V206H201ZM226 207H227V206H226ZM99 208H100V207H99ZM180 208H181V207H180ZM216 208H217V207H216ZM250 208H251V207H250ZM173 209H174V208H173ZM217 209H219V208H217ZM254 209H255V208H254ZM1 210H2V209H1ZM77 210H78V208H77ZM77 210H76V211H77ZM89 210H90V209H89ZM93 210H94V209H93ZM198 210L200 211V209H198ZM39 211H40V210H39ZM73 211H74V210H73ZM174 211H175V210H174ZM210 211H211V210H210ZM31 212H32V211H30V213H31ZM102 212H103V211H102ZM179 212H180V211H179ZM187 212H188V211H187ZM189 212H190V211H189ZM200 212H201V211H200ZM6 213H7V212H6ZM74 213H75V212H74ZM99 213H100V212H99ZM172 213H173V212H172ZM197 213H198V212H197ZM197 213H196V214H197ZM70 214H72V213H70ZM82 214H83V213H82ZM176 214H177V213H176ZM187 214L189 215L190 213H187ZM198 214H199V213H198ZM202 214H203V213H202ZM254 214H255V213H254ZM11 215H12V214H11ZM41 215H42V214H41ZM170 215H171V214H170ZM194 215H195V214H194ZM250 215H251V214H250ZM257 215H258V213H257ZM262 215H263V214H262ZM4 216H5V215H4ZM15 216H16V215H15ZM28 216H29V215H28ZM84 216H85V215H84ZM94 216H95V215H94ZM179 216H180V218H181V215H180V214H179ZM251 216L253 217V215H251ZM17 217H18V215H17ZM30 217H31V216H30ZM30 217H29V218H30ZM38 217H39V216H37V219H38ZM47 217H48V216H47ZM73 217H74V216H73ZM81 217H82V216H81ZM175 217H176V215H175ZM185 217H186V216H185ZM192 217H193V216H192ZM261 217H262V219H263V216H261ZM31 218H32V217H31ZM40 218H41V217H40ZM78 218H79V217H78ZM96 218H97V217H96ZM177 218H178V217H177ZM245 218H246V217H245ZM247 218L250 220L249 217H247ZM33 219H34V218H33ZM74 219H75V218H74ZM76 219H77V218H76ZM174 219H175V218H174ZM195 219H196V218H195ZM225 219H226V218H225ZM255 219H256V218H255ZM259 219H260V217H259ZM259 219H258V220H259ZM46 220H48V219H45V221H46ZM61 220H62V219H61ZM61 220H60V221H61ZM96 220H97V219H96ZM190 220H191V219H190ZM193 220H194V219H192V221H193ZM249 220H248V221H249ZM84 221H85V220H84ZM84 221H83V222H84ZM166 221H167V220H166ZM183 221H184V220L179 221L180 226H184V225H185ZM248 221H246V222H248ZM254 221H255V220H254ZM14 222H15V221H14ZM72 222H73V221H72ZM86 222H87V220H86ZM152 222H153V221H152ZM164 222H165V217H164ZM171 222H172V221H171ZM244 222H245V220H244ZM249 222H250V221H249ZM260 222H261V221H260ZM262 222H263V221H262ZM262 222H261V223H262ZM16 223H17V221H16ZM42 223H43V221H42ZM87 223H88V222H87ZM210 223H211V222H210ZM212 223H213V222H212ZM214 223H215V222H214ZM224 223H225V222H224ZM236 223H237V222H236ZM0 224H2V223H0ZM5 224H6V223H5ZM55 224H56V223H55ZM69 224H70V223H69ZM197 224H198V223H197ZM36 225H37V224H36ZM208 225H209V224H208ZM250 225H251V224H250ZM2 226H3V225H2ZM50 226H51V225H50ZM66 226H67V225H66ZM201 226H202V225H201ZM9 227H10V226H9ZM57 227H58V226H57ZM230 227H231V226H229L228 228H230ZM260 227H261V226H260ZM11 228H12V227H11ZM33 228H34V227H33ZM90 228H91V227H90ZM123 228H124V227H123ZM205 228H206V227H205ZM211 228H212V227H211ZM246 228H247V227H246ZM248 228H249V227H248ZM86 229H87V228H86ZM202 229H203V227H202ZM206 229H207V228H206ZM251 229H252V228H250V232H251ZM260 229H262V227H261ZM49 230H50V229H49ZM139 230H141V229H139ZM180 230H181V229H180ZM196 230H197V229H196ZM224 230H225V229H224ZM229 230H230V229H229ZM252 230H253V229H252ZM21 231H22V230H21ZM83 231H84V230H83ZM91 231H92V230H91ZM226 231H228V230H226ZM24 232H25V230H24ZM237 232H238V231H237ZM252 232H253V231H252ZM252 232H251V233H252ZM255 232H256V231H255ZM258 232H259V231H258ZM261 232H262V231H261ZM103 233H105V232H103ZM178 233H179V232H178ZM14 234H15V233H14ZM26 234H27V233H26ZM153 234H154V233H153ZM155 234H156V233H155ZM212 234H213V233H212ZM234 234H236V233L234 232ZM256 234H257V233H256ZM259 234H260V232H259ZM23 235H24V233H23ZM156 235H158V234H156ZM230 235H231V234H230ZM18 236H19V235H18ZM35 236H36V235H35ZM243 236H244V235H243ZM246 236H247V235H246ZM263 236H264V235H263ZM131 237H132V236H131ZM258 237H260V236H258ZM109 238H110V237H109ZM127 238H128V237H127ZM163 238H164V237H163ZM166 238H167V236H166ZM191 238H192V237H191ZM6 239H7V237H6ZM82 240H83V239H82ZM260 240H261V239H260ZM47 241H48V240H47ZM193 241L196 242V240H193ZM197 242H198V241H197ZM240 242H241V241H240ZM256 242H257V241H256ZM211 243H212V242H211ZM16 244H17V243H16ZM117 244H118V243H117ZM164 244H165V243H163V245H164ZM114 245H116V244H114ZM182 245L185 247L184 244H181V246H182ZM253 245H254V244H253ZM259 245H260V244H259ZM69 246H70V245H69ZM149 246H150V245H149ZM165 246H166V245H165ZM186 246H187V245H186ZM190 246H191V245H190ZM257 246H258V245H257ZM70 247L72 248V246H70ZM111 247H112V246H111ZM252 247H253V246H252ZM73 248H74V247H73ZM108 248H109V247H108ZM112 248H113V247H112ZM122 248H123V247H122ZM8 249H9V247H7V250H8ZM58 249H59V247H58ZM58 249H57V250H58ZM125 249H127V248H125ZM125 249H124V250H125ZM200 249L202 250L203 248H200ZM200 249H199V251H200ZM225 249H226V248H225ZM238 249H239V248H238ZM243 249H244V248H243ZM249 249H250V248H249ZM251 249H253V248H251ZM7 250H6V251H7ZM12 250H13V248L10 247V252H11V253H12ZM57 250H56L55 252H57ZM188 250H189V249H188ZM254 250L256 251V249H254ZM260 250H261V248H260ZM263 250H264V249H263ZM109 251H110V250H109ZM126 251H127V250H126ZM180 251H181V250H180ZM204 251H205V250H204ZM244 251H245V249H244ZM7 252H8V251H7ZM10 252H8L9 255H10ZM55 252H54V253H55ZM47 253H48V252H47ZM112 253H113V252H112ZM202 253H203V252H202ZM216 253H217V252H216ZM109 254H110V253H109ZM121 254H122V253H121ZM156 254H157V253H156ZM198 254H199V253H198ZM232 254H233V253H232ZM6 255L8 256V254L5 253V257H6ZM58 255H59V254H58ZM66 255H67V254H66ZM66 255L64 254V256H66ZM162 255H163V254H162ZM195 255H196V254H195ZM212 255H213V253H212ZM10 256L12 257L13 255H10ZM10 256L8 257V259H7L6 261H11V260L14 261V260H15L14 258L11 259V260H9V258H11ZM59 256H60V255H59ZM126 256H127V255H126ZM129 256H130V255H129ZM160 256H161V255H160ZM5 257H4V258H5ZM61 257H62V255H61ZM156 257H157V256H156ZM207 257H208V256H207ZM6 258H7V257H6ZM121 258H122V257H121ZM136 258H137V257H136ZM157 258H158V257H157ZM161 258H162V256H161ZM133 259H134V258H133ZM167 259H169V258H167ZM206 259H207V258H206ZM78 260H79V259H78ZM81 260H82V259H81ZM138 260H139V259H138ZM153 260H154V259H153ZM173 260H174V259H173ZM6 261H5V262H6ZM13 261H12V263L14 264ZM151 261H152V260H151ZM81 262H82V261H81ZM84 262H86V261H84ZM153 262H154V261H153ZM188 263H190V262H188ZM230 263H232V262H230ZM245 263H246V262H245ZM249 263H250V262H249ZM252 263H253V262H252ZM7 264H9V262H8ZM127 264H128V263H127ZM149 264H150V263H149ZM182 264H184V263H182ZM207 264H208V263H207ZM227 264H228V263H227ZM232 264H233V263H232ZM237 264H239V263H237Z\"/></svg>",
    "mask_w": 264,
    "mask_h": 264
}]
</instances>
